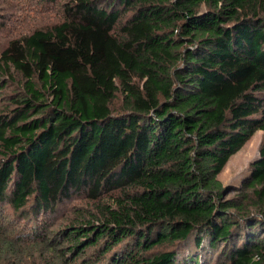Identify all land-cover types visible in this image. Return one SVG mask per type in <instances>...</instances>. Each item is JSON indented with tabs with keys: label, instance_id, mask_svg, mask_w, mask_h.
<instances>
[{
	"label": "trees",
	"instance_id": "16d2710c",
	"mask_svg": "<svg viewBox=\"0 0 264 264\" xmlns=\"http://www.w3.org/2000/svg\"><path fill=\"white\" fill-rule=\"evenodd\" d=\"M39 1L0 51V264H264V140L219 179L264 131V0Z\"/></svg>",
	"mask_w": 264,
	"mask_h": 264
},
{
	"label": "rangeland",
	"instance_id": "374dc122",
	"mask_svg": "<svg viewBox=\"0 0 264 264\" xmlns=\"http://www.w3.org/2000/svg\"><path fill=\"white\" fill-rule=\"evenodd\" d=\"M62 18L63 11L56 3L39 0H0V51L11 39L38 28L49 27ZM11 74H13V80L10 74L2 76L4 80L9 81V86L4 90L5 94L19 88V83L22 81V76L15 69L12 68ZM263 140L264 131L260 130L232 156L219 175V179L225 185H239L247 176L251 162L260 156ZM187 254V251L180 252L178 258L181 260Z\"/></svg>",
	"mask_w": 264,
	"mask_h": 264
}]
</instances>
